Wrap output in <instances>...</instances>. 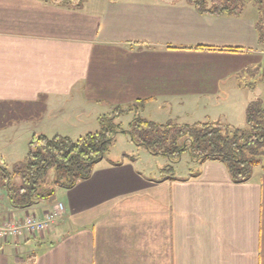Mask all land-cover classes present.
Wrapping results in <instances>:
<instances>
[{
    "label": "crops",
    "instance_id": "obj_1",
    "mask_svg": "<svg viewBox=\"0 0 264 264\" xmlns=\"http://www.w3.org/2000/svg\"><path fill=\"white\" fill-rule=\"evenodd\" d=\"M255 24L245 15H200L178 0H88L79 10L0 0V102L47 96L43 119L24 125L75 140L136 103L143 114L155 105L189 117L187 105L199 112L219 103L231 81L260 64ZM15 128L0 129L8 166L16 164L7 151ZM124 155L133 157L103 158L53 203L5 209L19 220L42 218L59 203L64 213L45 233L0 239V264H264L262 168L235 182L216 160L179 162L172 176ZM2 202L10 206L0 190Z\"/></svg>",
    "mask_w": 264,
    "mask_h": 264
},
{
    "label": "trees",
    "instance_id": "obj_2",
    "mask_svg": "<svg viewBox=\"0 0 264 264\" xmlns=\"http://www.w3.org/2000/svg\"><path fill=\"white\" fill-rule=\"evenodd\" d=\"M42 1L79 10L88 0ZM108 1L115 3L120 0ZM186 1L197 13L206 16L238 17L245 9V0ZM250 1L257 7L255 29L259 45L264 46V0ZM47 99L41 95L36 102H0V129L24 122L39 123L46 113ZM135 105L140 107L144 104L131 106ZM118 116L117 113L103 116L99 120L98 131L76 140L60 135L52 138L34 135L29 143L27 159L11 167L0 157V189L10 205L15 209H27L41 202L53 203L58 189H71L91 177L97 164L110 153L119 133L126 134L136 147L154 158L168 159L171 164L165 171L172 176L175 175L173 165L178 164L185 154L198 166L211 160L222 162L235 182L249 180L255 168L264 170V102L260 98L248 104L244 129L211 120L192 125L173 121L160 124L136 116L124 130L116 122ZM124 158L136 159L128 155Z\"/></svg>",
    "mask_w": 264,
    "mask_h": 264
},
{
    "label": "rangeland",
    "instance_id": "obj_3",
    "mask_svg": "<svg viewBox=\"0 0 264 264\" xmlns=\"http://www.w3.org/2000/svg\"><path fill=\"white\" fill-rule=\"evenodd\" d=\"M178 1H184L185 3H187L186 0H178ZM244 4H245V9L243 10L242 15H245L247 18L257 21L258 20V14L256 10L257 7H255L254 3L250 0H245ZM254 55H257L258 59L260 57V60L262 58L260 64H257L255 68L246 72V75H241L239 80L236 79L231 81L232 84L231 89L233 88L232 91L229 90L228 92L226 90L227 88L226 84L229 85L228 83H226L224 85L226 86L225 90H223L219 98L220 102L217 104H209L208 106H206L205 104H201L199 112L193 109L195 107V104L192 106V108H190L189 105H187L185 109H191V111L195 112V113L192 112V115H190L189 117L184 116L182 113L183 111L173 110L172 112L171 107L170 108L168 107L164 112H161L160 108L155 105H153L151 109L147 111L145 114H143V109H142L143 105L140 107L138 105H135V107L128 106L116 112L115 110H113V112L104 115V117H110L114 113L115 114L117 113L119 116L116 122L121 124L124 130L128 128L129 123L136 116H141L150 121L153 122L157 121V123H162V124H165L169 121H173L179 124L192 125L198 122H205L211 120L215 122H221L223 124H228L236 128L244 129L246 127V121H245L246 108L248 104L258 98H260L264 102V46H261L259 47V49L255 50ZM238 81H241V84L239 85H242L244 90H238L234 86L236 83H239ZM204 105L206 106V108H203ZM206 115L212 118L211 119L205 118ZM24 124L27 123L24 122L12 126L16 128L13 130L14 133H12V135L10 136V141L12 142L7 147L8 155L10 159H12L11 163H14L13 160L15 161V159H16V163L24 162L27 159V155L29 152V143L34 137V133L31 132L29 129H27V125ZM99 129H100L99 126H95L91 129V132H96ZM80 136H84V135L81 134L79 136H75V138L77 137L76 139H78ZM52 137L53 136H49V138ZM114 143L115 144L111 148L110 153L106 156L107 159L120 160L123 154L127 153L133 155V157L142 159L143 161L144 160L150 161L152 163L151 165L152 168L155 167V164L160 165L161 167L164 166L165 168L169 164H171L168 159L160 158V157L154 158L145 150L136 147L131 142L130 138L124 133L117 134ZM164 164L167 166H165ZM180 164L181 165L186 164L185 167L187 165L189 166V164H190L189 167L193 166L191 159L186 154L181 158ZM263 165H264V159H263ZM2 192L4 193V191ZM8 207L12 208L13 210V207L11 205L9 206L7 204V207H5L2 202V206H0V216L7 215L8 220L11 218L12 220L17 221L18 217L14 215L13 211H11V213L5 211V209H7Z\"/></svg>",
    "mask_w": 264,
    "mask_h": 264
},
{
    "label": "built area",
    "instance_id": "obj_4",
    "mask_svg": "<svg viewBox=\"0 0 264 264\" xmlns=\"http://www.w3.org/2000/svg\"><path fill=\"white\" fill-rule=\"evenodd\" d=\"M64 213V206L59 203L53 211H48L42 218L35 215H29L22 220L14 221L11 218L0 220V239L8 242L10 240H19L27 235L36 236L39 233H45L56 226Z\"/></svg>",
    "mask_w": 264,
    "mask_h": 264
}]
</instances>
